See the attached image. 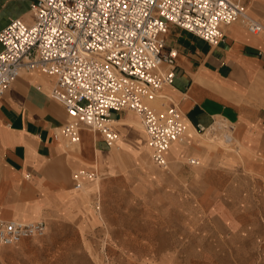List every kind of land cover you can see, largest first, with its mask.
<instances>
[{"label": "crops", "instance_id": "1", "mask_svg": "<svg viewBox=\"0 0 264 264\" xmlns=\"http://www.w3.org/2000/svg\"><path fill=\"white\" fill-rule=\"evenodd\" d=\"M250 1L249 14L264 24V0H255L253 7ZM32 2L0 0V29L15 17L31 21ZM167 46L179 50L175 79L173 85L160 91V98L152 102V106L159 108L158 102L161 108L162 104H176L194 130L197 123L209 126L221 120L232 124L234 153L224 152L222 156L221 152L218 156L224 164L235 168L239 173L236 175L238 180L246 179L256 195L264 196V34H252L243 22H235L225 28L224 39L211 46L185 30L172 27ZM52 83L50 77L37 70L23 71L0 99V218L22 221L43 218L47 228L56 218L80 215L86 208L87 191H91L93 201L98 198L101 204L100 191L109 179L104 177L97 188L96 181L91 183L95 179L84 178L82 189H76L72 178L75 171L87 169L96 171L97 176L100 172L110 176L115 167H124L132 161L127 160L125 165L110 162L112 154L119 150L118 141L108 147L98 131L86 127L81 129L80 140L75 144L54 138V132L66 122L67 114L62 103L49 95ZM125 113H112V121L125 119L122 116ZM112 124L120 135L119 128L123 125ZM124 125L139 131L145 145L126 140L124 134L118 140L135 146L141 156L140 146L149 151L143 127L141 130L135 124ZM196 134L190 139L184 134L176 141L180 149L173 153L171 145L166 152L167 166L161 169L169 168L180 183H189L197 177V168L202 164L197 154L206 158L214 155L198 141ZM86 139H90V148ZM66 144L76 145V148L69 150ZM94 149L98 161L93 160ZM189 159H197L199 164L193 165ZM219 162L217 160L216 165ZM206 171L202 177L204 185H234L225 170L222 173L211 169ZM79 195L85 198V202L78 206L74 200ZM243 200L246 198L240 193L229 194L226 188L210 199L201 196L206 212L230 231L241 223L235 203ZM25 239L0 251L17 246Z\"/></svg>", "mask_w": 264, "mask_h": 264}, {"label": "built area", "instance_id": "2", "mask_svg": "<svg viewBox=\"0 0 264 264\" xmlns=\"http://www.w3.org/2000/svg\"><path fill=\"white\" fill-rule=\"evenodd\" d=\"M248 2L33 0L31 21L15 17L0 29V99L23 71L37 70L52 79L49 95L67 114L54 138L75 144L86 127L98 131L108 147L114 146L119 135L112 113L131 111L147 135L152 162L165 168L166 152L187 128L176 104L160 109L151 104L175 79L179 50L167 46V36L176 27L216 46L225 28L238 20L250 33L264 34V24L249 14ZM211 126L197 123L195 130L204 133ZM217 129L231 142L232 124L219 120ZM96 177L94 170L79 169L72 175L74 188L82 189L84 178ZM95 204L99 208L98 198ZM46 232L43 218H0V250Z\"/></svg>", "mask_w": 264, "mask_h": 264}, {"label": "rangeland", "instance_id": "3", "mask_svg": "<svg viewBox=\"0 0 264 264\" xmlns=\"http://www.w3.org/2000/svg\"><path fill=\"white\" fill-rule=\"evenodd\" d=\"M250 3L255 6V0ZM122 116L127 124L138 122L142 130L135 113L128 111ZM127 126L119 128V136L124 134L126 140L145 145L139 131ZM217 128L218 125L214 137L193 131L214 155H196L202 164L197 168V177L189 183H180L169 168L156 166L144 146H140L141 156L135 146L118 142L122 151L112 154L110 162L125 165L127 160L132 161L115 167L110 176L100 172L91 182L96 181L98 188L99 181L109 179L101 188L99 208L95 207L91 191H87L86 208L80 215L56 218L44 236L25 239L0 251V264H264V196L256 195L246 179L238 180L235 168L218 156L221 152L222 156L224 152L234 153V148L232 142H225L217 133ZM66 145L69 150L76 148ZM93 160L98 161L95 157ZM206 169L221 173L225 170L234 185H204ZM223 188L246 198L234 202L241 215V223L234 231L202 206L201 196L216 197ZM83 196H77L74 203L84 204Z\"/></svg>", "mask_w": 264, "mask_h": 264}, {"label": "bare ground", "instance_id": "4", "mask_svg": "<svg viewBox=\"0 0 264 264\" xmlns=\"http://www.w3.org/2000/svg\"><path fill=\"white\" fill-rule=\"evenodd\" d=\"M236 22H243L242 20H238V21H236ZM235 23V22H234ZM233 24V23H232ZM231 24V25H232ZM262 34V33H261ZM126 119V118H125ZM125 119H121V120H114V121H112V123H115L116 125L118 124L119 126H121V125H124V124H127V122L125 123ZM132 121V120H131ZM134 121V120H133ZM132 121V123H134ZM135 125L137 126V128L139 127L140 128V126H139V123L137 122V124H136V122H135ZM212 126L210 127V128H208L204 133H205V135H208V134H214L213 133V129H215L216 128V126L217 125H219V121L217 120L214 124H211ZM218 130V129H217ZM193 131H194V129H193V127L192 126H190V124L187 122V128H186V131H185V137L187 138V139H190L191 138V136L193 135ZM85 142L87 143V145H88V147H90L92 144L90 143V139H86L85 140ZM118 142H120V140H118ZM94 144V143H93ZM174 144V143H173ZM172 144V145H173ZM94 146V145H93ZM172 147V146H171ZM86 149V148H85ZM118 149L120 150V151H122L121 150V148L118 146ZM171 149V148H170ZM174 149V153L175 152H177L180 148L178 147V145L176 144L171 150H173ZM77 150V149H76ZM89 150V149H88ZM116 151V152H114V154L115 153H118V152H120V151ZM94 152L93 153H95V158L97 159V160H99V158H98V156H96V153H97V151L94 149L93 150ZM76 152V151H75ZM88 153V156H89V154H90V151L89 152H87Z\"/></svg>", "mask_w": 264, "mask_h": 264}]
</instances>
